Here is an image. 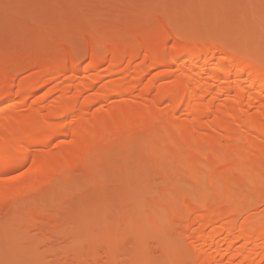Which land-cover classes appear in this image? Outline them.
Instances as JSON below:
<instances>
[{"label":"rangeland","instance_id":"obj_1","mask_svg":"<svg viewBox=\"0 0 264 264\" xmlns=\"http://www.w3.org/2000/svg\"><path fill=\"white\" fill-rule=\"evenodd\" d=\"M164 17L169 18L179 30L181 28L186 32L191 30L190 33L193 34L208 31L207 33L218 35L224 42L239 45L242 51L260 54L264 58V0H0V70L13 69L17 83V85L14 83L13 89L17 91L19 81L26 76L41 75L37 67L39 59L55 57L57 53L74 49L73 47L83 51L89 35L87 30H93L95 25L100 27L95 28L97 32L101 29L100 35L105 36L107 30L109 31L107 33L112 32V35L122 34L123 38L126 33L128 36L125 35V41L122 42L117 57H128L130 51L135 48L131 41L138 36L150 35L152 29H157L158 23L162 22ZM146 24L148 29L147 26L145 28ZM102 29L105 30L104 34ZM108 37L111 38V35ZM175 41L174 38H170L167 42L168 47H172ZM86 53L82 57V67H86L90 61V55ZM105 66L112 65L107 62L103 65ZM7 67L9 69H6ZM162 71H169L161 79L169 83L180 78L183 70L172 65L151 67L144 84L160 77ZM44 74L48 78L51 68L46 69ZM103 74L107 75L104 81L122 75L112 73L111 68L104 69ZM132 75L133 71L128 75V79ZM102 83L88 90L82 100L100 90ZM55 88L56 83L52 80L43 84L35 90L27 106L17 105L14 108L15 114L27 116L34 107L42 104L44 99L52 101L62 96L64 91ZM4 91L5 87L0 88V94ZM140 99L137 92L127 98L117 99L114 104L130 109ZM16 100L1 103L0 109H13ZM256 105L257 103L253 105L251 111L257 109ZM108 106L109 104L104 101L92 105L88 109L87 117L95 121L93 118L103 114ZM146 108L148 111L166 112L171 109V101L163 99L160 103L152 102ZM179 110L178 114L185 117L187 107L181 106ZM204 120L208 121L207 118ZM58 121L63 122L64 117ZM70 121H67V125ZM162 122L148 131L151 133L147 134L150 136L148 139L145 133L146 137L143 133L140 134L144 141L138 136L134 140L128 138L125 141L119 135L108 136L110 139L107 138L108 141L106 139L107 143L105 141L100 144L102 147L98 148L94 157L84 162L83 167L79 166L80 170L76 168L69 170L53 181L54 183H49L48 187L0 205V264H195V259L200 255L204 245L202 242H193L190 235L197 224L196 216L202 212L200 204L204 203L203 198H209L210 195L209 200L215 203L219 197L220 201L232 193L227 186L225 188L228 190L218 186L220 184H217V188L216 182L214 183L210 177L209 183L205 180L206 187L199 186L196 167L198 165L194 162L195 159H188L189 155L188 158L181 156L180 159L176 156L175 160L171 156L169 158L172 160L167 161L166 158L171 154V151H168L171 144L168 143L169 140L160 143L162 138L160 137V140L159 136H162L166 129L170 130L172 125L168 126L169 122L165 120ZM38 124L39 121L33 119L28 128H35ZM68 132L69 135L57 137L46 147L49 157L56 156L62 150L68 153L73 151L71 134L73 132L71 130ZM219 132L212 134H218H214L215 137L220 136ZM241 133L244 134V131ZM129 143L131 146L127 145ZM168 144L169 146L165 147ZM133 146L135 149H132ZM208 150H200L201 153L204 152L202 157ZM253 154L255 158H264V148L254 150ZM29 163L5 171L1 175L4 178L23 175L29 170L31 165ZM159 166L164 168H160L161 174H158ZM123 170L124 173L121 172ZM233 170L237 173V169L224 170L226 173L222 174L221 171V175L218 174L217 177L220 179L223 177L227 182L228 178L236 174ZM191 171L194 175L192 181ZM123 174H126L125 177ZM116 175L121 176V179L118 176L116 178ZM100 177L103 181L99 179ZM175 177L181 179L180 188H168V184H171L172 178ZM220 179L216 178V181L222 182ZM224 180L221 185L225 184ZM55 185H58V188ZM259 186L264 197V182H260ZM219 187L222 188L221 194L218 193ZM178 189H181L183 194L186 192L187 203L178 201ZM241 192L245 193V190L242 189ZM79 193L81 195H78ZM188 196L192 199L190 200ZM195 206L200 207V210H194ZM258 212L255 220L264 218V203ZM78 237L84 239L79 240ZM223 259L221 263H227L228 256Z\"/></svg>","mask_w":264,"mask_h":264},{"label":"bare ground","instance_id":"obj_2","mask_svg":"<svg viewBox=\"0 0 264 264\" xmlns=\"http://www.w3.org/2000/svg\"><path fill=\"white\" fill-rule=\"evenodd\" d=\"M158 24V27L155 26L157 29L153 30V28L150 35L147 34L148 31H143L147 32V35H143L146 37H133L134 40L131 43L135 48L130 51L128 57L120 58L117 57V53L122 42L125 41L126 33L123 34V38L120 34L121 40H119V34L118 36L112 35V32L109 34L107 30L105 36L100 35L101 29H98V32L95 31L96 27L100 28L97 25L94 29L91 28L93 29L91 31L88 28V40L84 49L82 48L83 51L78 49L80 52L73 47L74 49L70 48L66 52L57 53L55 57L47 56L39 59L37 67L41 75L26 76L19 81L17 91L13 89L14 83H16L13 69L12 71L0 70V88L5 87L6 89L3 94H0V105L6 101L17 99L13 109H0V205L18 197H26L46 187L69 170L74 168L80 170L79 166H82L86 160L97 153L98 148L102 147L100 144L105 143L107 138L110 139L111 135L122 136L123 141L128 138L134 140L138 136L144 141L145 139L140 137V134L145 133L148 139L150 137L148 135L151 134L148 131L152 127L154 128L157 123L162 124V121L165 120L169 122L168 126L172 125V128L170 126V130L161 131L162 136L160 135L159 139L161 137L162 141H160L161 139L159 141L161 143L169 140L168 143L171 144V146L169 144L165 146L170 147L169 150H165L171 151V154L166 152V154H170L166 158L167 161L171 156L175 160L176 156L180 159L181 156L189 155L190 158H187L195 159L194 162L198 165L196 167L198 168L197 183L199 186H203L205 180L208 181L210 177L214 183L216 182L215 186L217 184H220L218 186L222 188L227 186L230 189L229 192L232 193L227 197L224 195L225 198L220 201L219 197L218 201L213 203L212 200H209L210 189L209 198H203L205 201L200 204L202 210L199 209V206V208L194 207V210L199 209L202 212L196 216L197 224L192 230L193 233L188 235L193 239V242H202L204 245L194 263L264 264V218L255 220L264 203L263 193L259 186L260 182H264V158H255L253 154L254 150H263L264 148V58L260 54L242 51L239 45L224 42L218 35L207 33L208 31L204 32L206 34L203 32V34H193L190 33L191 30H187V32L182 28L179 30L167 17H164L163 21ZM146 26L147 24L145 28ZM103 31L105 32V30L102 29L104 34ZM109 35L111 38L108 37ZM170 38H174L176 41L169 48L167 42ZM128 42H126L127 45ZM62 50L64 51V49ZM86 52L90 55V61L86 67H82V57ZM107 62H110L112 66L103 67ZM169 65L183 70L180 78L166 83L161 79L169 71H162L161 78L157 77L144 84V79L151 67ZM48 68H51V74L46 78L44 73ZM110 68L112 73H122V75L116 79L104 81L107 75L103 74V70ZM131 71H133V75L128 79ZM50 80L56 83L55 89L64 91L62 96L52 101L44 99L43 103L34 107L27 116L15 114L14 108L17 105L27 106L35 90ZM100 82H103L100 90L82 100L84 94L95 88ZM137 92L141 99L132 108L127 109L114 104L117 99L127 98ZM163 99H170V110L161 113L147 110L146 107L152 102L160 103ZM101 101L108 103L109 106L103 114L93 118L95 121H92L87 117L88 109ZM256 103L257 109L251 111ZM181 106H186L188 109L185 117L178 114ZM63 117V122L58 121ZM205 118L208 119L207 122H205ZM33 119L39 121L38 126L28 128ZM68 120H71L69 125H67ZM206 129L208 130L206 131ZM70 130L73 132L71 133L73 135H71L73 151L68 153L62 150L56 156L49 157L46 147L57 137L69 135L68 131ZM167 130L169 131L167 132ZM242 130L244 134L241 133ZM218 131H220V136H213L216 133L212 134V132ZM143 141L142 143H144ZM127 145L131 146L130 143ZM134 147L132 149H135ZM129 149L127 148L126 151L128 152ZM204 149H209V153H205V156L202 157L204 152L201 153V151ZM63 159L64 161H62ZM27 163L31 165L23 175L9 178H4L1 175L5 171ZM126 168L128 169V167ZM160 168L164 169L165 166L164 168L159 166L158 174L162 173L159 171ZM232 169H237V173L233 170L236 174L233 173L234 176L228 178L227 182L222 177L223 175L221 176L222 180L217 177L222 172L224 174V170ZM165 171L164 173L168 174ZM121 172L124 173V170ZM179 172L181 171L179 170ZM191 173L192 181L194 175L192 171ZM125 175L123 174L124 177ZM181 175V179H183V174ZM101 178L99 179L101 180ZM119 178L121 179V176ZM216 178L222 182H217ZM94 179L96 180V178ZM179 180L176 177L172 178L168 188H180L181 181ZM223 180L225 186L221 185ZM57 186L56 188H58ZM208 187H210L209 184ZM220 187L219 194L222 190ZM194 188L196 187L194 186ZM242 189L245 190V193L241 192ZM182 192L181 189H178V201L187 203L186 192L185 194ZM80 193L78 195H81ZM190 198L192 199V197ZM184 243L183 245H185ZM226 255L228 256L227 263H221Z\"/></svg>","mask_w":264,"mask_h":264}]
</instances>
